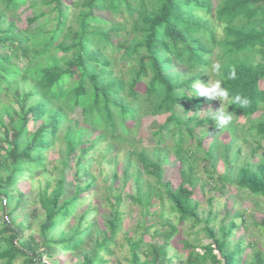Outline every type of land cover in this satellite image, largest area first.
I'll return each instance as SVG.
<instances>
[{"label": "trees", "instance_id": "1", "mask_svg": "<svg viewBox=\"0 0 264 264\" xmlns=\"http://www.w3.org/2000/svg\"><path fill=\"white\" fill-rule=\"evenodd\" d=\"M25 1L0 0V4L14 12ZM41 1L50 7L49 15L54 13L45 19L53 21L51 28L37 25L32 30L17 31L14 22L0 11V209L7 201H14L6 213V221L0 225V244H5L0 249V264H11L18 256L21 264H46L44 258L50 257L58 246L69 251L83 246L85 230L94 225L87 222L83 226L89 210L78 216L69 232L60 230L55 236L54 231L76 211L82 201L81 194L87 195L94 189L95 180L87 169L86 155L102 142L107 143L108 149L111 144L130 142L132 145L130 153L137 168L131 171V160L126 157L121 179L124 183L128 178L133 179L134 194L128 196L141 207L142 214L156 213L150 210L151 199L159 203L165 199L176 220L173 224L159 211L169 231L160 243L146 244L147 249H141V236L126 237L130 264H169V242L183 222H190L192 227L203 224L202 231L210 241L194 243L182 239L186 254L179 264H264V219L257 223L263 231L260 248L256 243L245 242L243 236L235 238L238 224L233 218L223 221L216 230L211 224L215 216L208 213L202 218L199 203L193 198L198 180L194 158L197 152H202L200 160L212 171L219 159L230 170L236 166L231 180L237 188L260 198L264 207V117L249 119L264 106V62L251 61L254 51L264 55V0H218L214 5L211 0H72L70 4L67 0ZM29 6L32 14L28 24L46 15L35 1ZM96 12H107L110 19ZM215 23L222 26L220 37ZM122 33L131 36L114 43L113 38ZM216 49L230 96L240 94L249 100L244 108L229 106L233 120L221 129L232 128L238 118L248 119L245 131L254 137L255 144L249 157L258 151L261 154L256 162L246 159L236 164L241 153L237 128L230 129V139L221 144L215 137V132L221 129L208 120L209 112L203 115L199 112L201 104L212 100L191 97L189 86L198 77L201 82L207 79L204 70L211 67V56ZM126 56L134 63L128 67L120 65L114 72L115 61ZM14 58H25V65L21 67ZM233 69L235 79H228ZM140 83L143 92L137 88ZM222 106L227 108L228 101ZM76 108L81 112L83 127L98 130L94 138L83 139L81 128L64 123L67 113ZM191 108L193 113L183 116ZM148 114L164 115L163 122L154 130L157 146L153 157L144 148L133 147V134L141 115ZM127 122H131L130 126ZM206 123L210 126L205 129ZM169 129L174 142L171 150L181 164V181L175 187L163 179L162 155L166 156L167 151L160 144L162 133ZM61 130L63 158L60 167H53L58 176L50 191V181L46 179L45 187L37 193V203L43 211V221L38 225L40 245L30 238L26 246H20L17 242L22 238V230L13 227L9 220L11 211L18 209L23 197L16 185L25 176L32 180L36 171H46L44 152ZM207 136L211 139L204 147L203 139ZM190 138L195 141L193 149L185 146ZM240 140L248 142L245 138ZM109 159L106 161H111L113 168L108 176L114 181L119 178L115 169L117 160ZM71 164L72 183L65 179ZM228 173H218L219 178L227 179L233 172ZM81 174L88 176L83 184L79 181ZM144 176L151 177L155 184L146 183L144 187ZM112 184L106 186L114 202H108L110 210L105 228L96 231L98 237L93 247L81 253L77 264H105L101 254L112 253L110 244L122 223L118 210L120 189ZM235 215L244 222V212ZM156 235L159 236V231L155 229L150 238L155 240ZM247 247L253 251L246 253Z\"/></svg>", "mask_w": 264, "mask_h": 264}, {"label": "rangeland", "instance_id": "2", "mask_svg": "<svg viewBox=\"0 0 264 264\" xmlns=\"http://www.w3.org/2000/svg\"><path fill=\"white\" fill-rule=\"evenodd\" d=\"M31 1H35L38 8L43 12H46L42 18H40L37 22H33L28 24L27 19L32 14V10L30 9L29 4ZM70 1L66 2L70 4ZM213 5L217 3L218 0H211ZM38 9V10H39ZM50 7L46 6L42 3L41 0H27L20 7L14 11H7L3 8V5L0 4V11L4 12L5 17L8 20L14 22L15 28L17 31L29 29H34L37 25L45 28H51L53 25V21L49 22L45 20L54 15L48 14V10ZM76 10V9H74ZM69 19L72 20L73 14L70 13ZM96 15L100 17H104L105 19H110V14L107 12H96ZM126 15V14H125ZM131 20H128V23ZM216 26V34L217 37L222 36V26ZM127 30H129V26L127 25ZM122 35V36H121ZM120 36L114 37L113 42L115 43L118 40H127L130 38V33L121 34ZM2 51V50H1ZM5 52H10L7 49H4ZM216 51L211 56L212 63L217 62L218 59L216 57ZM254 55H252L251 61L264 62V55L257 51H254ZM117 53H114L116 55ZM21 67L25 65V58H14ZM120 60V59H119ZM115 61V65L113 67L114 72L121 66L128 67V64L134 63V61L125 57L120 61ZM207 79L203 80L202 83L207 84L208 80L211 78L215 80L214 73L211 71V67L207 70ZM140 92H143V84L140 83L137 86ZM220 107V101L218 99H213L210 103L201 104L200 115L208 113L209 109H217ZM182 112H180L181 114ZM193 113L192 108L187 110V113H183V116ZM264 117V106L252 115L249 119L251 120H259ZM164 120V115H141L140 123L138 128H136V132L134 135V148L140 150L144 148L150 157L152 156V152L154 148L157 146V136L154 134V130L157 126L161 125ZM64 123L68 125H72L77 128L82 129L83 139L87 137L94 138L98 133L97 129H92L91 127H83L82 117L79 108H76L74 111L67 113V118L64 120ZM131 122H127V125L130 126ZM248 119L238 118L236 123L230 128L231 130L236 127L238 131V142L237 144L241 147V153L239 160L236 164H240L244 162L246 159L251 161H258L260 159V151L256 152V154L252 157H249L251 153V147L255 145L253 143V136L250 134H246L248 132L245 131L247 128ZM209 124H204L203 128L209 127ZM65 128V127H63ZM219 130L215 132V137L219 138V142L221 144L226 143L230 139L229 130ZM240 129V130H239ZM63 130L59 132V137L53 140L51 146L44 152L45 157V165L46 171H36L34 173L33 179L30 180L28 178L20 180L17 183V187L23 193V197L18 209L11 211V215L9 216L10 224L13 227H18L22 230V238L17 242L20 246H26L28 242H30V238H34V241L40 245L41 237L39 236L38 225L41 221H43V211L37 203V193L40 189L44 188L45 181L48 179L50 181V185L48 187V191H50L54 185L53 180L58 176L57 170L53 167H60V161L63 158V148L64 142L62 139ZM163 142L160 146L166 148V156L162 155V165H163V179L169 180L173 187L177 186L181 177L179 174V170L181 164L179 160L175 157V154L171 150V147L174 145L173 142V134L169 130L164 131L162 133ZM245 138L248 142L242 141L240 139ZM211 139V137H206L203 139V146L205 147L207 142ZM130 142L122 143L121 145L111 144V149H108L107 143H99L96 148L89 149L88 154L86 155V166L89 170L90 174L94 176V189H92L87 195L86 193L81 194V202L78 205L76 211L65 220L61 225H59L55 231L54 235L56 236L60 230L65 232H69L72 229V226L76 223L78 216L83 213L84 210H89L86 219L83 221V226H87V222H93L94 225H91L90 228H87L84 233V243L83 246L76 251L63 250L59 246L54 249L51 253L50 257H45L44 261L46 264H77V262L81 259V253L85 251L91 250L94 245V240L98 237L96 235L97 230H104L105 220L108 217V212L110 210L108 202H114L112 198V194L108 192L106 186L110 183L115 188H119L118 191L120 194V203L118 205V210L120 212V217L122 219L121 227L118 229L113 243L110 244V248L112 250L111 254L102 253V257L106 260L105 264H130V250L129 246L126 242V237H133L137 239L138 237H142L141 249H147V245L151 241H155L160 243L164 235H166L169 231L167 225H164L162 222V218L159 217V211H162L164 218H168L173 224H175V216L169 208V203L163 199L162 203H159L157 199H151L153 204L150 208L151 211H155L156 213H152V215H143L141 207L133 202L128 194H134L135 183L133 179L128 178L125 183L121 179V171L124 166V161L126 157H129L131 160L130 170H134L137 168V164L135 162L134 156L131 155L130 150L132 149V145H129ZM194 139H187L185 142V146H189L192 149L194 148ZM264 144V141H263ZM202 152H197L194 158L195 160V172L197 177V182L194 185V194L193 198L199 203V214L203 218L208 213L212 216L214 215V219L212 220V225L217 230L220 224L223 221H228L230 218H233L235 222H237L238 227L235 229V238L239 236H243L245 242L250 241L256 243V245L260 248L263 247V231L262 228L257 224L262 219H264V207L260 203V198L252 195L247 190H242L236 187L231 178L234 176L236 166H234L231 170L230 167L223 164L222 160L219 159L216 163L215 170L212 171L210 167L204 166L202 161L200 160L202 157ZM103 156H106L105 159ZM116 158L117 163L115 165V169L118 172L117 179H110L108 174L113 168V164L107 162L106 160L109 158ZM249 157V159H248ZM93 159V160H92ZM110 160V159H109ZM207 168V170L205 169ZM74 167L71 164L69 168L66 169L65 179L67 182H74L73 178ZM223 172H233L231 173L227 179L219 178L218 173ZM228 173V174H229ZM211 176V177H209ZM88 179L87 175L81 174L79 176V181L85 183ZM144 187L146 183L155 184V181L151 177L144 176ZM124 183V184H123ZM73 185L69 186V190L72 191ZM117 193L113 191V194ZM106 194L108 197H106ZM14 201H7L4 208L0 209V225L2 222L6 221L7 216L6 213L13 206ZM93 208V210L91 209ZM238 211H242L245 213L244 222L240 220V217H236V213ZM243 223V224H242ZM203 224H198L194 227L190 225V222H183L178 225L177 234L172 236L169 242V246L167 249L168 257L170 258L169 264H179L180 259L185 257L186 250L182 248L181 240L185 239L194 243H208L210 240L205 237L202 231ZM147 229V231L145 230ZM159 231V236L156 235L155 240L151 239V234L154 230ZM53 232V231H52ZM5 244H0V249H4ZM199 250V247L196 249ZM253 248L247 247L246 253H251ZM141 259H144L143 254L140 255ZM11 264H21V258L16 257Z\"/></svg>", "mask_w": 264, "mask_h": 264}, {"label": "clouds", "instance_id": "3", "mask_svg": "<svg viewBox=\"0 0 264 264\" xmlns=\"http://www.w3.org/2000/svg\"><path fill=\"white\" fill-rule=\"evenodd\" d=\"M221 69L222 65L220 62H213L211 64V71L217 78L215 80L210 78L207 84H205L198 77L189 86L192 93L191 97H206L209 100L218 99L220 101L219 108L208 110V120L213 121L217 129L224 128L232 122V112L228 111L230 105H239L240 108H244L249 104V100L240 94L230 96L228 88L224 86V76ZM235 75V70H231L228 79H235ZM225 101H228L227 108L222 106Z\"/></svg>", "mask_w": 264, "mask_h": 264}]
</instances>
